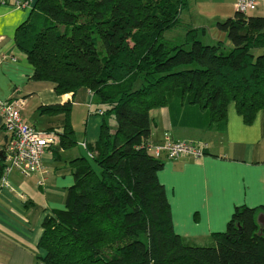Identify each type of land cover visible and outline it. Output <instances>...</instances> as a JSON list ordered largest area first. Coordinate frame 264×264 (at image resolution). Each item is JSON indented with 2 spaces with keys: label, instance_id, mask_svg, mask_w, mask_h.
<instances>
[{
  "label": "trees",
  "instance_id": "1",
  "mask_svg": "<svg viewBox=\"0 0 264 264\" xmlns=\"http://www.w3.org/2000/svg\"><path fill=\"white\" fill-rule=\"evenodd\" d=\"M187 6L37 0L19 28L17 46L33 79L51 83L58 95L87 89L104 118L92 159L74 161L65 209L43 223L42 264H264V206L237 207L210 246L194 245L175 232L158 177L164 161L147 148L155 109H194L210 127L226 124L232 103L246 124L264 111V17L238 10L220 22L232 46L225 53L223 42L205 44L201 30L182 25ZM40 109L65 115L55 147L75 146L71 104ZM3 170L0 164V182Z\"/></svg>",
  "mask_w": 264,
  "mask_h": 264
},
{
  "label": "crops",
  "instance_id": "2",
  "mask_svg": "<svg viewBox=\"0 0 264 264\" xmlns=\"http://www.w3.org/2000/svg\"><path fill=\"white\" fill-rule=\"evenodd\" d=\"M17 1H29L30 5L18 8ZM36 1L0 0V99H23L22 117L37 129L45 115L40 108L70 103L76 145L47 150L40 173L24 177L14 171L8 176L10 187L0 185V264H42L38 258L44 256L39 249L43 223L47 216L65 209L68 190L74 185V161L92 159L104 123L100 107L87 89L81 90L80 96L78 92L58 95L51 83L33 79L34 68L18 48L16 38L19 28L32 16ZM239 1L188 0L180 21L183 26L201 30V36L211 44L227 45V35L218 24L234 16ZM253 1L254 7L246 14L264 17V0ZM82 107L84 127L79 133L74 122L76 111ZM47 115L61 124L44 131L63 132L65 115ZM151 118V144L163 145L170 137L208 146L199 159L162 157L164 167L158 177L166 189L177 234L194 245L212 244V235L226 230L237 207L264 206V111L246 124L232 103L226 124L212 127L197 110L180 109L177 104L151 111ZM8 140L0 111V153ZM0 164L4 165L1 157Z\"/></svg>",
  "mask_w": 264,
  "mask_h": 264
},
{
  "label": "built area",
  "instance_id": "3",
  "mask_svg": "<svg viewBox=\"0 0 264 264\" xmlns=\"http://www.w3.org/2000/svg\"><path fill=\"white\" fill-rule=\"evenodd\" d=\"M29 5V1L15 3L18 8H26ZM254 5L253 0H240L238 9L247 13ZM24 107L23 99H0L3 129L9 136L3 151L4 170L0 182L1 187H10L8 176L14 171L24 177L40 173L47 150L57 146L60 141L58 133L41 131L25 122L22 117ZM82 146L86 148L87 144L82 143ZM147 148L156 158H162L165 154L169 160H178L183 157L202 158L205 156L208 146L201 141H175L168 137L163 145L149 144Z\"/></svg>",
  "mask_w": 264,
  "mask_h": 264
},
{
  "label": "rangeland",
  "instance_id": "4",
  "mask_svg": "<svg viewBox=\"0 0 264 264\" xmlns=\"http://www.w3.org/2000/svg\"><path fill=\"white\" fill-rule=\"evenodd\" d=\"M200 40L203 42V43H205V44H208V45H215V44H217V43H215V44H211V42H209V40L207 39V38H204V37H200ZM226 47L224 48V52L225 53H229V51L232 49V46H231V43L230 42H228L227 41V45H225ZM40 82H43V81H40ZM44 84L46 83V82H43ZM81 90H83V89H80L79 91H78V94H77V96L79 95H81L82 93V91ZM77 96H76V98H75V103H77ZM83 96H84V98H85V102H86V95H85V93H84V91H83ZM82 111H84L85 112V109L82 107V108H80V109H78L77 111H76V115H75V122H74V126H77V131L79 132V133H81V131H82V128L84 127V121H83V112ZM40 116V115H39ZM41 124L38 126L39 128H38V130H41V131H44V129H46L47 127H50V126H52V125H60L61 123H59V124H57L58 122L56 121L57 119H52L51 118V116H49V115H47V113L43 116V117H41ZM56 121V123H53V121ZM109 123H110V127H111V130H112V132H114L113 131V129L115 130V127H116V121H115V119L114 118H111L110 120H109ZM211 244H204L203 246H210Z\"/></svg>",
  "mask_w": 264,
  "mask_h": 264
},
{
  "label": "water",
  "instance_id": "5",
  "mask_svg": "<svg viewBox=\"0 0 264 264\" xmlns=\"http://www.w3.org/2000/svg\"><path fill=\"white\" fill-rule=\"evenodd\" d=\"M262 220H263V222H264V216H260L259 221L261 222Z\"/></svg>",
  "mask_w": 264,
  "mask_h": 264
}]
</instances>
